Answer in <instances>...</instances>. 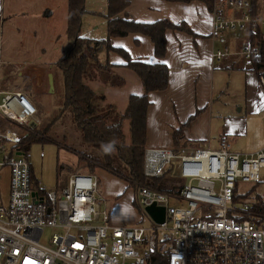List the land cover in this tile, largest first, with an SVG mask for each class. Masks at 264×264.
I'll use <instances>...</instances> for the list:
<instances>
[{
  "label": "built area",
  "instance_id": "built-area-1",
  "mask_svg": "<svg viewBox=\"0 0 264 264\" xmlns=\"http://www.w3.org/2000/svg\"><path fill=\"white\" fill-rule=\"evenodd\" d=\"M250 0H216L211 36L243 31L240 49H215L217 61L239 54H261L257 34L264 17L252 14ZM264 88V69L258 72ZM38 108L24 91L0 94V174L9 171V198L0 199V262L5 264H264V210L238 205L242 184L262 180L264 148L231 149L228 136L219 147L199 145L192 152L146 148L144 174L163 175L169 167L183 180L174 191L138 188V202L163 207V221L145 226L110 223L95 173L76 171L65 185L40 190L30 158L17 146L26 136L6 126L32 128ZM264 124V115L262 117ZM177 204V205H172ZM248 216V217H246ZM46 228L55 230L42 241Z\"/></svg>",
  "mask_w": 264,
  "mask_h": 264
},
{
  "label": "crops",
  "instance_id": "crops-1",
  "mask_svg": "<svg viewBox=\"0 0 264 264\" xmlns=\"http://www.w3.org/2000/svg\"><path fill=\"white\" fill-rule=\"evenodd\" d=\"M62 1L67 21V4L65 0ZM28 4L32 7L33 0H0V94L21 90L36 101L34 86H12L5 82V73L10 70L34 78L35 74L48 75L55 70L52 63L42 65L29 63L25 60L27 58L20 61L15 58L16 53L25 52L22 43L26 39L16 36L14 19L17 23L28 21L26 12L18 10L19 7L27 9ZM46 12V16L52 14L51 11ZM128 14L130 18L143 22L161 19H169L174 23L187 22L195 33L166 32L167 54L164 61L169 67V84L165 90L149 93L146 148L164 147L177 153H187L202 144L219 147L220 138L224 135L230 138L232 150L252 152L241 150L240 139L248 135L253 125L264 126V88L260 84L259 71L252 69L250 61L239 54L219 61L213 58V51L226 42L220 37L212 38V13L206 4L202 1L132 0ZM257 14L264 17V8H257ZM261 31L264 33V28ZM247 36V32L236 37L232 35L228 43L233 49H240ZM112 43L125 48L132 58H142L151 63L159 61L154 53V44L146 35L113 37ZM28 49L31 51V47ZM100 58L103 62L124 63L115 52H103ZM120 70L126 72L128 92L121 91L123 87H108L107 101H128L132 93L144 91L135 73L126 68ZM33 85H37L36 80H33ZM181 126L183 138L176 144L174 131ZM236 144L237 147H234ZM263 145L260 143L251 150Z\"/></svg>",
  "mask_w": 264,
  "mask_h": 264
},
{
  "label": "trees",
  "instance_id": "trees-1",
  "mask_svg": "<svg viewBox=\"0 0 264 264\" xmlns=\"http://www.w3.org/2000/svg\"><path fill=\"white\" fill-rule=\"evenodd\" d=\"M167 1L185 3L202 1L212 13L216 0ZM250 1L252 14L257 15L259 0ZM131 2L132 0H108L107 36L95 39L82 34L86 0H67V49L54 63V68L56 73H60L63 77L65 108L72 111L83 149L78 150L72 146L67 148L78 155L80 163L85 168L83 172L94 173L95 169H103L124 179L129 186H134L137 190L148 186L170 192L183 184L177 180L178 184L174 183L170 186L166 182L167 175L173 174L172 167L158 177H147L144 174L149 93L165 90L169 84V67L164 61L167 54V30L191 35L195 33L187 22L174 23L169 19L143 22L132 19L128 14ZM129 34H142L151 38L155 56L159 61L151 63L142 58H132L125 48L112 43L113 37ZM256 37L261 45V54L249 61L252 69L260 71L264 69V33L260 31ZM103 52L117 53L124 63L103 62L100 58ZM121 68L135 73L144 89L143 93H132L129 96L123 112H119L114 104L102 105L106 100L105 94L99 93L88 84L89 80L99 78L98 82L102 85L119 87L125 82V78L119 74ZM125 121L129 122V141L123 130ZM182 128L183 126L174 131L176 144L183 138ZM46 132L47 128L36 129L35 133H28L15 147L26 154L33 143L50 141ZM32 179L38 187L39 181L35 178L33 170ZM241 196L236 194L235 201H239ZM254 209L262 211L264 207L259 203Z\"/></svg>",
  "mask_w": 264,
  "mask_h": 264
},
{
  "label": "rangeland",
  "instance_id": "rangeland-1",
  "mask_svg": "<svg viewBox=\"0 0 264 264\" xmlns=\"http://www.w3.org/2000/svg\"><path fill=\"white\" fill-rule=\"evenodd\" d=\"M67 4V0H65ZM64 2L62 0H33L32 7L23 10L27 14V22L19 21L16 23V36L26 39L22 45L25 52L16 53V60H28L29 63H41L48 65L54 63L65 53L67 49L66 36V12L64 13ZM257 8H264V2L258 1ZM52 12L50 16H46L45 12ZM47 11V12H49ZM107 0H86V12L82 19V34L91 38L99 39L107 36ZM46 12V13H47ZM95 12V13H93ZM6 28V27H5ZM4 28V36L7 32ZM9 29V28H8ZM3 32V29H2ZM243 31L224 32L219 37L226 42L224 46L231 47L228 43L232 35L239 36ZM217 37V38H219ZM260 44V43H259ZM261 46V45H260ZM31 47V51L28 49ZM232 48V47H231ZM20 65L22 63L20 62ZM20 68V67H19ZM54 68V67H53ZM132 72V71H131ZM53 76V84L50 83V75ZM119 74L126 78V72L119 71ZM23 74L20 75L16 71H8L5 73V82L9 85L25 84L26 86H34V98L32 99L38 108L37 120L30 127H18L15 124L7 123L9 128L17 129L23 134L35 133L36 129L47 128L46 136L50 139L48 142L33 143L26 153L31 161L35 178L41 183L40 187L50 190L66 184L71 173L76 171H85L80 163L79 157L75 152L68 150L67 146L81 150L82 140L80 132L77 130L73 120V114L70 109L65 108L64 102V84L63 77L60 73L53 70L52 73L43 75ZM99 78L89 80L88 84L99 93H104L107 98L109 89L98 82ZM36 80L37 85H33ZM114 88H122L126 91L128 88L127 78L123 85L113 86ZM128 91H126L127 93ZM134 92V91H132ZM120 92L118 96H120ZM105 104H114L119 112H123L127 106V101H107ZM101 105V106H102ZM123 130L129 141V122L125 121ZM243 151H256L264 148L251 150L252 147L260 143H264V126L258 127L253 125L247 136L240 139ZM237 147V144L234 146ZM94 173L100 181V191L103 196L102 205L107 207L109 211L110 223L115 225L133 226L142 224L145 226L153 223H160L138 202L139 192L134 186H129L124 179L103 169H95ZM262 180L258 183L242 184V196L238 205L243 202H249L253 207L260 203L264 207V168L261 170ZM167 183L178 184L177 180L183 182L174 174L167 175ZM169 186V187H170ZM9 198V171L3 168L0 174V199L4 204ZM1 202V201H0ZM177 205V204H172ZM264 210V209H263ZM55 230L46 228L43 231L42 241L46 242ZM0 264H5L3 261Z\"/></svg>",
  "mask_w": 264,
  "mask_h": 264
},
{
  "label": "water",
  "instance_id": "water-1",
  "mask_svg": "<svg viewBox=\"0 0 264 264\" xmlns=\"http://www.w3.org/2000/svg\"><path fill=\"white\" fill-rule=\"evenodd\" d=\"M50 83L53 84V76L50 75ZM146 210L158 221H163L164 209L155 205L146 207Z\"/></svg>",
  "mask_w": 264,
  "mask_h": 264
}]
</instances>
